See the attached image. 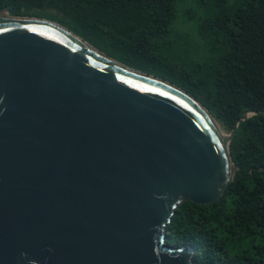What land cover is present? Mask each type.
Wrapping results in <instances>:
<instances>
[{
	"label": "water",
	"instance_id": "obj_1",
	"mask_svg": "<svg viewBox=\"0 0 264 264\" xmlns=\"http://www.w3.org/2000/svg\"><path fill=\"white\" fill-rule=\"evenodd\" d=\"M15 10H0V264H194L166 226L224 194L235 129L221 137L182 89Z\"/></svg>",
	"mask_w": 264,
	"mask_h": 264
},
{
	"label": "trees",
	"instance_id": "obj_2",
	"mask_svg": "<svg viewBox=\"0 0 264 264\" xmlns=\"http://www.w3.org/2000/svg\"><path fill=\"white\" fill-rule=\"evenodd\" d=\"M0 0V10L60 24L113 60L185 91L230 133L233 180L218 201L177 206L167 243L194 264H264V0ZM182 9V11H180ZM200 41V45L197 41ZM236 126V127H235Z\"/></svg>",
	"mask_w": 264,
	"mask_h": 264
},
{
	"label": "rangeland",
	"instance_id": "obj_3",
	"mask_svg": "<svg viewBox=\"0 0 264 264\" xmlns=\"http://www.w3.org/2000/svg\"><path fill=\"white\" fill-rule=\"evenodd\" d=\"M180 1L182 2V6L180 8L189 9L191 13L194 12L188 20L186 18H182L181 15H177L178 20L180 22H183V25H180L179 28L181 30H183L184 32H186L185 34L187 35V38L193 42V40L195 39V37H194L195 26L197 25V22H198L200 15H199L198 10L196 9V6L194 4H192L193 0H180ZM180 11H182V9H180ZM9 16H11V17H23V16H17L14 14H11ZM36 18H38V17H36ZM40 19H43V18H40ZM45 20H47V19H45ZM47 21H50V20H47ZM51 22H53V21H51ZM54 23H56V22H54ZM56 24H58V23H56ZM58 25H60V24H58ZM196 41H197L198 45L201 44L200 41H198V40H196ZM215 122L217 123L219 130L222 132V134L227 136L229 133L226 130H224L216 120H215ZM263 244H264V239H260L258 237H255V238L243 243L241 245V248H253L254 246H259V245H263Z\"/></svg>",
	"mask_w": 264,
	"mask_h": 264
},
{
	"label": "bare ground",
	"instance_id": "obj_4",
	"mask_svg": "<svg viewBox=\"0 0 264 264\" xmlns=\"http://www.w3.org/2000/svg\"><path fill=\"white\" fill-rule=\"evenodd\" d=\"M2 13H4L5 15H7V16H9L8 15V13L6 12V11H3ZM9 17H11V16H9ZM55 24V23H54ZM56 25H58V24H56ZM60 26V25H59ZM74 35V34H73ZM75 36V35H74ZM77 37V36H76ZM78 38V37H77ZM80 39V38H79ZM81 40V39H80ZM86 43V42H85ZM86 44H88V43H86ZM89 45V44H88ZM90 46V45H89ZM92 47V46H91ZM93 48V47H92ZM95 49V48H94ZM98 51V50H97ZM103 54V53H102ZM126 67V66H125ZM128 68V67H127ZM166 84H169V83H166ZM170 85V84H169ZM215 122V121H214ZM215 125H216V127H217V130H218V132H219V134L221 135V137H224L225 135L224 134H222V132L219 130V127H218V125H217V123L215 122ZM231 166H232V164H231ZM232 170H233V166H232Z\"/></svg>",
	"mask_w": 264,
	"mask_h": 264
}]
</instances>
